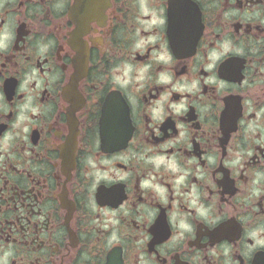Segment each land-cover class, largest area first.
I'll return each mask as SVG.
<instances>
[{"label": "flooded vegetation", "instance_id": "af4514ba", "mask_svg": "<svg viewBox=\"0 0 264 264\" xmlns=\"http://www.w3.org/2000/svg\"><path fill=\"white\" fill-rule=\"evenodd\" d=\"M0 264H264V0H0Z\"/></svg>", "mask_w": 264, "mask_h": 264}]
</instances>
